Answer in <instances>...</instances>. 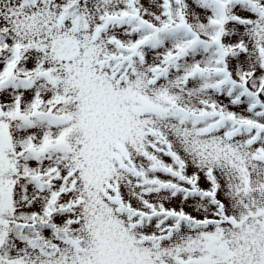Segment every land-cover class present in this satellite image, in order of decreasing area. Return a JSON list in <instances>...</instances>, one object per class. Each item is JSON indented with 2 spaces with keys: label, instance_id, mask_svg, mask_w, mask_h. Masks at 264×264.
I'll use <instances>...</instances> for the list:
<instances>
[{
  "label": "snow or ice",
  "instance_id": "1",
  "mask_svg": "<svg viewBox=\"0 0 264 264\" xmlns=\"http://www.w3.org/2000/svg\"><path fill=\"white\" fill-rule=\"evenodd\" d=\"M0 264H264V0H0Z\"/></svg>",
  "mask_w": 264,
  "mask_h": 264
}]
</instances>
